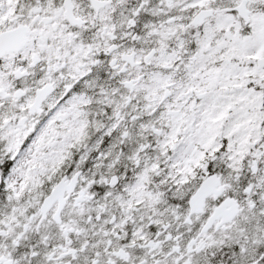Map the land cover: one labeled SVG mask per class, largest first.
Returning <instances> with one entry per match:
<instances>
[{
	"label": "snow or ice",
	"instance_id": "6c2138e0",
	"mask_svg": "<svg viewBox=\"0 0 264 264\" xmlns=\"http://www.w3.org/2000/svg\"><path fill=\"white\" fill-rule=\"evenodd\" d=\"M0 264H264V0H0Z\"/></svg>",
	"mask_w": 264,
	"mask_h": 264
}]
</instances>
